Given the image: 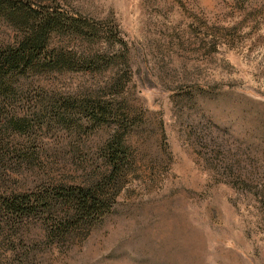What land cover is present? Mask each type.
Instances as JSON below:
<instances>
[{"label":"rangeland","instance_id":"rangeland-1","mask_svg":"<svg viewBox=\"0 0 264 264\" xmlns=\"http://www.w3.org/2000/svg\"><path fill=\"white\" fill-rule=\"evenodd\" d=\"M62 2L104 30L119 25L130 66L22 77L0 101V196L109 172L111 130L71 126L85 120L48 106L113 97L126 69L114 94L128 103L133 160L100 223L59 241L41 222L3 225L0 264H264V0ZM17 36L0 21V44Z\"/></svg>","mask_w":264,"mask_h":264},{"label":"trees","instance_id":"trees-1","mask_svg":"<svg viewBox=\"0 0 264 264\" xmlns=\"http://www.w3.org/2000/svg\"><path fill=\"white\" fill-rule=\"evenodd\" d=\"M54 3L0 0V21H6L18 32L13 43L0 44V101L13 99L23 89L22 77L49 72H100L130 66L128 44L119 25L104 30L103 22L66 9L62 0H54ZM55 36L68 39L69 44L52 46ZM73 38L80 41L78 45L71 46ZM126 70L120 73L124 81L119 78L111 86L114 93L120 92L128 81L123 76ZM114 93L113 97L88 95L50 99L52 104L48 108L58 109V118L69 114L85 120L71 126L91 131L105 127L111 130L101 148L109 172L87 185L40 187L31 192L7 191L0 196L1 234H5L4 226L14 230L30 220L41 222L51 241L65 240L94 227L113 212L124 173L133 160L127 143L129 125H132L128 124V103L118 100ZM40 101L45 104L44 100ZM7 155L9 153L0 152V163ZM22 260L24 264L29 261Z\"/></svg>","mask_w":264,"mask_h":264}]
</instances>
